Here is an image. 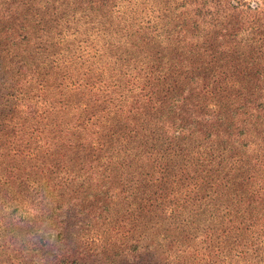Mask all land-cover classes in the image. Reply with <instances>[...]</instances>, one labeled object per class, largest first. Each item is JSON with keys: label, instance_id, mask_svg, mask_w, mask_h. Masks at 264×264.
<instances>
[{"label": "rangeland", "instance_id": "1", "mask_svg": "<svg viewBox=\"0 0 264 264\" xmlns=\"http://www.w3.org/2000/svg\"><path fill=\"white\" fill-rule=\"evenodd\" d=\"M223 3L0 0V79L10 82L0 88V264H264V195L229 186L214 198L201 186L195 197L190 172L184 185H160L144 171L134 189L127 155L100 134L107 128L76 125L75 109L19 102L12 85L17 61L30 57L47 64L42 71L52 60L74 62L59 66L72 71L113 58L138 35L161 49L186 41L195 8L223 19Z\"/></svg>", "mask_w": 264, "mask_h": 264}, {"label": "trees", "instance_id": "2", "mask_svg": "<svg viewBox=\"0 0 264 264\" xmlns=\"http://www.w3.org/2000/svg\"><path fill=\"white\" fill-rule=\"evenodd\" d=\"M223 6V19L195 8L186 36L192 38L162 49L155 36L138 35L105 62L77 57L72 71L59 67L69 61L52 60L46 71L32 57L17 61L24 66L12 81L18 100L75 109L76 125L93 119L107 128L100 134L127 155L122 165L134 189L144 171L157 173L160 185H184L190 172L195 197L201 186L214 198L229 186L245 189L248 198L264 195V0ZM241 30L246 36L238 39ZM7 79H0L1 89Z\"/></svg>", "mask_w": 264, "mask_h": 264}]
</instances>
